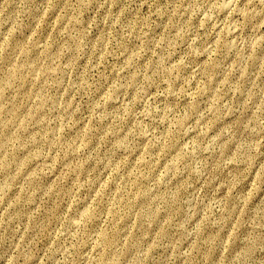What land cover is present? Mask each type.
Wrapping results in <instances>:
<instances>
[{"label":"rangeland","instance_id":"rangeland-1","mask_svg":"<svg viewBox=\"0 0 264 264\" xmlns=\"http://www.w3.org/2000/svg\"><path fill=\"white\" fill-rule=\"evenodd\" d=\"M0 264H264V0H0Z\"/></svg>","mask_w":264,"mask_h":264}]
</instances>
